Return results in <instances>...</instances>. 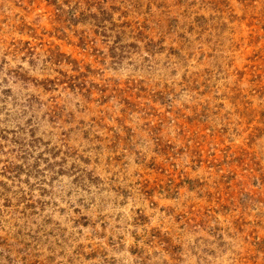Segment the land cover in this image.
Wrapping results in <instances>:
<instances>
[{
	"label": "rangeland",
	"instance_id": "374dc122",
	"mask_svg": "<svg viewBox=\"0 0 264 264\" xmlns=\"http://www.w3.org/2000/svg\"><path fill=\"white\" fill-rule=\"evenodd\" d=\"M0 264H264V0H0Z\"/></svg>",
	"mask_w": 264,
	"mask_h": 264
}]
</instances>
